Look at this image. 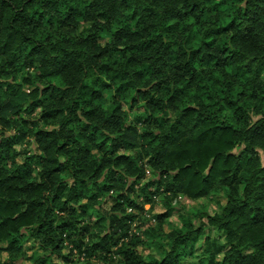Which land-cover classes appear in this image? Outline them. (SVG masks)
Masks as SVG:
<instances>
[{
	"label": "trees",
	"instance_id": "1",
	"mask_svg": "<svg viewBox=\"0 0 264 264\" xmlns=\"http://www.w3.org/2000/svg\"><path fill=\"white\" fill-rule=\"evenodd\" d=\"M32 69L30 91L18 96L10 80ZM263 72L264 0H0V120L18 115L21 100L28 113L40 109V124L0 141L2 249L11 256L30 238L43 251L30 264L96 252L111 264H187L201 237L194 264H264ZM128 93L130 107L143 109L132 121ZM27 133L36 151L17 164L13 145ZM118 181L129 190L106 198L108 232L84 244L79 201L90 194L95 204ZM135 187L141 202L130 198ZM160 194L223 202L145 259L130 226Z\"/></svg>",
	"mask_w": 264,
	"mask_h": 264
},
{
	"label": "rangeland",
	"instance_id": "2",
	"mask_svg": "<svg viewBox=\"0 0 264 264\" xmlns=\"http://www.w3.org/2000/svg\"><path fill=\"white\" fill-rule=\"evenodd\" d=\"M102 45L109 42V36L106 34L100 39ZM29 74H20L15 77L13 80H10L11 83H15L19 85L20 91L17 94L18 96H22L21 93L29 92L30 87L27 86L23 80L27 78L28 75L32 76L35 74V70L32 69L28 71ZM261 77L264 81V72L261 74ZM4 82L0 79V91L5 93ZM2 93V94H3ZM131 94H127L122 98L124 102V110L128 112L129 121L134 120L135 114L141 113L143 111L142 107H130L129 96ZM11 96L16 97L11 92L6 93V98L9 99ZM17 96V98H18ZM102 96L104 101L102 102L103 108H108L110 105L111 97L107 92H102ZM127 100V101H126ZM22 103L20 111L18 115H12L11 111H7L4 113V122L0 120V141H5L7 137H15L17 136L18 130L27 132L29 128H33L34 124L37 122L40 124L38 118L40 115V109H35L34 112L28 113L26 111L27 108V100L19 101ZM253 114V112H251ZM16 116V117H14ZM8 121V122H6ZM139 126V124L137 125ZM13 148L19 152V155L15 157V161L17 164L23 162L24 157L28 155H33L36 151V145L33 139V136L29 133L25 134V137L21 143H17L13 145ZM95 153V150L93 151ZM122 152V151H121ZM129 153V151H125ZM26 153V154H24ZM262 162L264 163V154L260 153ZM9 165V163H7ZM38 165L33 164V169L35 172L38 171ZM152 178V175L147 171L146 178H144V182L148 181ZM153 179V178H152ZM141 183L139 184V186ZM129 182L124 183L123 181L117 182V187L109 192H99V197L96 199V203L92 204L88 197L81 199L77 205L78 212H83L80 216L81 222L83 225H88L90 231L85 234L83 238L84 244H91L92 242H96L105 232H108L109 221L107 217L113 216L110 212V204H107L105 201L106 198H116L115 196L119 193H125L129 189ZM140 187H135L134 192L130 193V198H134L137 202H141L142 195L139 191ZM144 196V195H143ZM223 202L221 196H213L204 197L196 200H190L186 197L180 196L175 201H166L164 194H160L157 198L153 199L150 204L144 205L142 207L141 212H138L137 220L131 224L130 232L137 235L139 237V242L135 246L137 252L142 255L145 259L149 258H160L162 254H164V250L166 248L168 238L167 234L175 229H180L183 226V222L185 220L191 221L193 225L197 226L200 223L199 214L200 212H204L207 214H214L219 211V203ZM84 208V211L82 210ZM168 208H171L170 216L165 218L163 222H160L157 216L166 212ZM127 213H134V210L130 207L127 208ZM104 215L105 220L100 221V216ZM202 222H205L203 219ZM206 235H213L214 232H209L208 229H205ZM66 247L62 252V256L67 255L70 249V245L65 243ZM201 237L198 239L194 248L191 249V258H188L183 261V263L194 264L201 257ZM5 243H0V259L2 261H6L8 264H30L29 256H34L37 254L43 253L42 250L38 247L37 243H35L32 239L26 238L22 241V251L18 253H13L11 256L2 248H5ZM73 257V261L70 264H111L109 261H103L101 257ZM50 260L56 264H64L63 258L59 255H51Z\"/></svg>",
	"mask_w": 264,
	"mask_h": 264
}]
</instances>
